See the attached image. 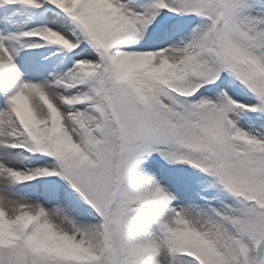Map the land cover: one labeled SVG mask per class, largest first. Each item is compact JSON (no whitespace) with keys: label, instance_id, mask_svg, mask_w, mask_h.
Returning <instances> with one entry per match:
<instances>
[{"label":"snow or ice","instance_id":"1","mask_svg":"<svg viewBox=\"0 0 264 264\" xmlns=\"http://www.w3.org/2000/svg\"><path fill=\"white\" fill-rule=\"evenodd\" d=\"M0 264H264V0H0Z\"/></svg>","mask_w":264,"mask_h":264}]
</instances>
